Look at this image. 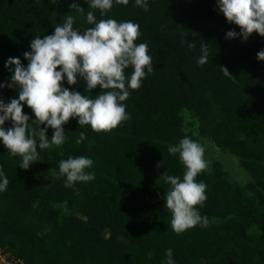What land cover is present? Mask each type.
I'll list each match as a JSON object with an SVG mask.
<instances>
[{"label": "trees", "instance_id": "16d2710c", "mask_svg": "<svg viewBox=\"0 0 264 264\" xmlns=\"http://www.w3.org/2000/svg\"><path fill=\"white\" fill-rule=\"evenodd\" d=\"M73 3L84 16L70 9ZM147 3V12L135 0L114 3L101 16L86 0H0V85L11 82L14 66L5 67L8 59L19 58L27 67L23 53L31 51V41L53 34L64 16L76 18L75 29L92 27L87 11L97 21L139 24L136 43L148 45L154 68L138 90H129L124 103L130 119L110 132L97 133L70 119L63 125L65 143L38 148L39 159L27 170L0 142V167L9 180L0 192V249L23 264H166L167 249L175 264H264V61L257 57L264 37L226 38L240 28L226 20L217 0ZM201 42L209 48L204 65L198 64ZM125 72L130 76L132 68ZM63 87L87 94L82 80L68 85L65 77ZM99 92L97 87L89 94ZM13 98L18 89L0 88L5 103ZM182 111L194 118L198 136L237 158L250 182L233 186L212 162L209 172L196 177L207 186V199L197 210L208 226L176 234L164 206L170 186L159 178L164 172L183 178L178 154L167 151L185 136L194 140L182 129ZM23 112L35 120L26 104ZM11 126L8 121L3 127ZM80 132L86 139L77 144ZM46 135L51 139L53 130ZM82 155L93 160L86 171L95 179L65 187L59 162Z\"/></svg>", "mask_w": 264, "mask_h": 264}, {"label": "clouds", "instance_id": "9594fccd", "mask_svg": "<svg viewBox=\"0 0 264 264\" xmlns=\"http://www.w3.org/2000/svg\"><path fill=\"white\" fill-rule=\"evenodd\" d=\"M90 9H98L106 16L115 4L127 5L129 0H86ZM137 7L149 10L147 0H135ZM217 7L230 24L240 28V33L228 31L226 38L239 36L247 40L253 33L264 37V0H217ZM81 16L85 10L73 3ZM75 17L64 16V22L55 26L51 35L35 36L30 43V52L23 53L28 61L25 67L19 58H9L5 67L10 71L11 82L0 88L18 89V99L9 103L0 99V142L7 152L21 158L20 168L27 170L39 159L41 150L59 147L66 141L63 125L70 119L78 118L80 127L90 126L94 132H110L130 119L124 103L130 96L129 90H138L147 73L154 71L152 57L146 43L137 44L141 36L140 25L132 21L117 22L106 18L97 21L93 11H87L86 19L93 25L83 31L75 29ZM189 49L196 44L183 41ZM199 65L209 59L208 44L200 43ZM264 61V51L258 52ZM132 68L131 75L125 70ZM59 69V70H57ZM225 77L236 81L226 67H219ZM66 77L68 85H76L78 80L86 85L84 95L63 87ZM100 88L99 94L90 95ZM31 109L35 120L23 112L24 105ZM31 120V123H30ZM11 121L7 130L3 127ZM40 125H44L43 128ZM53 130L51 139L46 135ZM86 139L79 133L76 143ZM171 155L178 154L184 167L183 178L164 172L159 178L168 184L164 193V206L171 213V228L176 234L200 225L208 226L207 217H202L197 206L206 201V184L197 182L196 177L207 167L205 148L197 141L183 137L177 144L169 145ZM93 160L86 156L68 157L59 162V177H65V187H73L77 182L95 179L94 173L86 171ZM157 167H163L162 163ZM9 180L0 167V192L5 191ZM171 249L166 250V264H175Z\"/></svg>", "mask_w": 264, "mask_h": 264}, {"label": "rangeland", "instance_id": "374dc122", "mask_svg": "<svg viewBox=\"0 0 264 264\" xmlns=\"http://www.w3.org/2000/svg\"><path fill=\"white\" fill-rule=\"evenodd\" d=\"M182 129L184 132H189L194 137V140L199 142L204 148V158L208 162V167L205 172L210 171L211 163L217 162L226 175L227 180L233 185L238 187H245L250 182L248 174L239 166L237 158L214 146V144L205 138L198 136L196 132V122L191 115L185 111L181 112ZM37 174V172H35ZM43 185H48L49 180L44 179ZM23 264L20 259H14L8 253L0 249V264Z\"/></svg>", "mask_w": 264, "mask_h": 264}, {"label": "built area", "instance_id": "2783aa9c", "mask_svg": "<svg viewBox=\"0 0 264 264\" xmlns=\"http://www.w3.org/2000/svg\"><path fill=\"white\" fill-rule=\"evenodd\" d=\"M8 264V263H7Z\"/></svg>", "mask_w": 264, "mask_h": 264}]
</instances>
